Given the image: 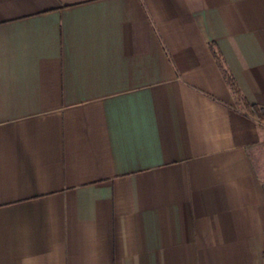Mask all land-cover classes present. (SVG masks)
Wrapping results in <instances>:
<instances>
[{
	"label": "crops",
	"instance_id": "obj_1",
	"mask_svg": "<svg viewBox=\"0 0 264 264\" xmlns=\"http://www.w3.org/2000/svg\"><path fill=\"white\" fill-rule=\"evenodd\" d=\"M251 107L264 0H0V264H264Z\"/></svg>",
	"mask_w": 264,
	"mask_h": 264
},
{
	"label": "trees",
	"instance_id": "obj_2",
	"mask_svg": "<svg viewBox=\"0 0 264 264\" xmlns=\"http://www.w3.org/2000/svg\"><path fill=\"white\" fill-rule=\"evenodd\" d=\"M224 78H225L227 84L229 85V87L232 89V91L234 93H237V88L235 86V83L227 74H225V72H224ZM251 108H252L253 113H255L259 118L264 120L263 112L260 113L255 107H251Z\"/></svg>",
	"mask_w": 264,
	"mask_h": 264
},
{
	"label": "rangeland",
	"instance_id": "obj_3",
	"mask_svg": "<svg viewBox=\"0 0 264 264\" xmlns=\"http://www.w3.org/2000/svg\"><path fill=\"white\" fill-rule=\"evenodd\" d=\"M264 114V112H263ZM259 165L262 171V175L264 177V144L260 146V152H259Z\"/></svg>",
	"mask_w": 264,
	"mask_h": 264
},
{
	"label": "built area",
	"instance_id": "obj_4",
	"mask_svg": "<svg viewBox=\"0 0 264 264\" xmlns=\"http://www.w3.org/2000/svg\"><path fill=\"white\" fill-rule=\"evenodd\" d=\"M262 112H264V110Z\"/></svg>",
	"mask_w": 264,
	"mask_h": 264
}]
</instances>
